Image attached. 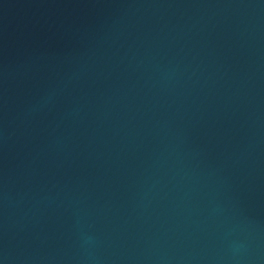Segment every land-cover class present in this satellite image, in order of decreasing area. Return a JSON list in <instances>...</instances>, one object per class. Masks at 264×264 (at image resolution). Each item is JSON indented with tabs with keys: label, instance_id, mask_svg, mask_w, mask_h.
Segmentation results:
<instances>
[{
	"label": "water",
	"instance_id": "95a60500",
	"mask_svg": "<svg viewBox=\"0 0 264 264\" xmlns=\"http://www.w3.org/2000/svg\"><path fill=\"white\" fill-rule=\"evenodd\" d=\"M0 264H264V0H0Z\"/></svg>",
	"mask_w": 264,
	"mask_h": 264
}]
</instances>
